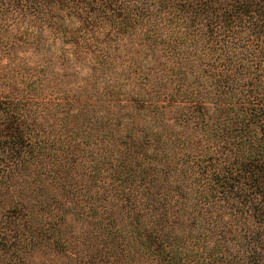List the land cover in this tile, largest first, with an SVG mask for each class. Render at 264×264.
Segmentation results:
<instances>
[{"label":"trees","instance_id":"16d2710c","mask_svg":"<svg viewBox=\"0 0 264 264\" xmlns=\"http://www.w3.org/2000/svg\"><path fill=\"white\" fill-rule=\"evenodd\" d=\"M58 9L83 19L80 31L73 28L69 33L72 39L86 43L96 37L95 26L103 25L102 15L108 18L109 29L113 30L106 34L108 42L116 38L115 31L131 33L139 25L141 45L152 50L158 48L167 58L178 61L177 66H169V72L166 70L168 78L176 77L174 87L159 86L158 92L171 103L183 99L188 116L179 113L178 122L193 119L215 149L202 159L204 169L200 170L213 169L215 192L205 195L197 186L193 198L183 193L174 198L166 191L161 192L158 181H168L170 174L166 176L168 170L158 165L161 161L158 153L149 151L154 144L150 143L153 135L156 141L153 150L163 146L161 134L165 130L141 139L131 126L130 141L123 140V156L117 159L121 171L107 173L106 160L90 164L92 182H99L98 187H103L104 191L109 189L112 197L102 196L99 188L93 190L89 186L92 191L84 199L85 206L76 211L90 228L73 236H84L79 251L82 256L73 258L70 263L264 264V0H0V51H13L21 44V35L27 34L31 24L62 15L56 14ZM23 25L25 28L21 29ZM62 26L61 23L59 28ZM88 27L92 34H88ZM109 56L106 54V60ZM140 76L148 81L147 74ZM210 95L221 116L213 121L206 116L207 107L203 105L204 97ZM2 103L11 113L5 121L6 130L1 129L3 121L0 120V139H4L3 144H20L26 148L15 151L0 148V165H17L42 154L52 156L51 152L57 148L32 132L30 124L24 126L25 130L19 122L18 113L23 115L21 108L26 102L7 99L0 100ZM135 104L137 108L144 106L140 99ZM147 107L159 113L164 105L153 103ZM145 128L140 130L143 132ZM149 128L152 127L148 125V133L152 132ZM191 166L193 172L194 163ZM1 171L0 166V178ZM146 175L150 176L146 184L137 181V176L146 181ZM152 187H157L158 191L152 192ZM249 190L251 194H260L261 202L251 212L247 211V218H253V222L241 227L244 233L240 234L239 230V238L253 241L248 240L243 248L245 260L238 251L230 253L227 247V242L234 239H227L231 228L226 229L227 235L221 230L213 241L210 228L195 240L184 236L181 227L185 212L190 213L185 211L186 207L195 214L196 208L193 210L191 205L197 206L200 215V207L205 204L214 206L220 198L235 197ZM68 212L56 214L55 220L29 223L27 229L18 225L9 228L11 242L1 240L6 261L29 264L19 256L17 248L48 241L60 251L67 250V243L59 236L58 221L65 222ZM255 243L258 246H254Z\"/></svg>","mask_w":264,"mask_h":264},{"label":"rangeland","instance_id":"374dc122","mask_svg":"<svg viewBox=\"0 0 264 264\" xmlns=\"http://www.w3.org/2000/svg\"><path fill=\"white\" fill-rule=\"evenodd\" d=\"M60 11L55 12L62 15H54L51 20L31 24L27 34L21 35V44L13 51H0V100L26 102L21 108L23 115L18 113L21 126L30 124L32 132L57 148L51 152L52 156L42 154L17 165H0L3 168L0 178V264H9L4 256L5 248H1V240L9 243L12 240L9 228L18 225L27 229L29 223L55 220L56 214L62 215L67 210L65 222L58 221L59 236L67 243V250L60 251L48 241L27 248L21 246L17 252L29 264H71L73 258L82 256L79 251L84 236H73L83 234L90 225L77 216L76 210L85 206L84 199L92 191L90 187L93 190L99 188L102 196L112 197L109 189L104 191L103 187H98L99 182H92L90 164L106 160L107 173L121 171L117 159L123 156V140L130 141L128 130L131 126L141 139L165 130L161 134L163 146L153 150L156 143L153 135L150 143L154 144L149 148L152 153H158V159H161L158 165L170 172L166 175L170 174L168 181H158L161 192L166 191L174 198L179 193L193 198L197 186L205 195L216 190L211 175L213 169L200 172L204 169L202 159L214 149L212 142L206 141V133L199 131V125L193 123V119L178 122L179 113L188 116V110L183 108L187 103L183 99L171 103L158 92L159 86L174 87L176 77L168 78L166 70L169 72V66H177V59L167 58L158 48L152 50L141 45L139 25L131 33L120 34L114 30L116 38L108 42L106 34L113 30L109 29L108 18L103 15V25L95 26L96 37L91 43L72 39L69 31L73 28L80 31L84 21L76 14ZM61 23L63 26L59 28ZM106 54L110 55L109 60H106ZM140 74H147L148 81H143ZM211 96L204 97L203 105L207 107L206 116L213 121L221 116H218ZM138 99L143 107L137 108L135 102ZM153 103L164 107L155 113L147 107ZM4 105L0 104V120L3 121L1 129L6 130L8 123L5 121L11 111L4 109ZM148 125L152 132L146 130ZM144 127L142 132L140 128ZM3 142L4 139H0V148L6 150L26 148ZM192 163L193 172L190 169ZM141 178L136 177L137 181L146 184L150 176L146 175V181ZM157 187H152L151 191L156 193ZM260 202L261 195L251 194L249 190L235 197L220 198L214 206L200 207L199 204L200 215L197 206L191 205L193 210L196 208L195 214L186 207L185 211L190 213L185 212L181 227L184 236L195 240L210 228L213 241L221 230L227 235L226 229L231 228L227 239H234L227 242V247L232 251L230 253L238 251L245 260L243 248L249 238H239V230L240 234L244 233L241 227L253 222V218H247V211L254 210ZM242 215L244 217H240ZM14 220L17 222L13 225L10 222Z\"/></svg>","mask_w":264,"mask_h":264}]
</instances>
